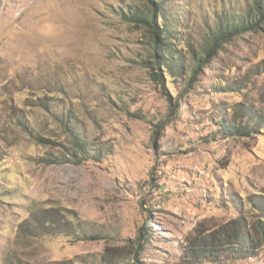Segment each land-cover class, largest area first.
I'll return each mask as SVG.
<instances>
[{
	"label": "rangeland",
	"instance_id": "374dc122",
	"mask_svg": "<svg viewBox=\"0 0 264 264\" xmlns=\"http://www.w3.org/2000/svg\"><path fill=\"white\" fill-rule=\"evenodd\" d=\"M254 1L166 0L167 40L200 50ZM146 2L0 0V264H180L197 224L264 214V21L162 86L123 16ZM240 105L254 131L212 136Z\"/></svg>",
	"mask_w": 264,
	"mask_h": 264
},
{
	"label": "trees",
	"instance_id": "16d2710c",
	"mask_svg": "<svg viewBox=\"0 0 264 264\" xmlns=\"http://www.w3.org/2000/svg\"><path fill=\"white\" fill-rule=\"evenodd\" d=\"M165 1L147 0L140 8L127 6V11L123 14L126 20L147 29L151 54L145 59V65L150 71L151 78L162 86L166 83V75L171 78H184L187 77V71H190L189 78L194 77L197 69L207 63L215 49H221L222 44L234 35L255 29L264 21V0H255L251 9L246 10L244 16L237 20L228 10L223 16L218 17L215 27L209 29L207 41L200 50L188 43L185 45L188 51L184 52L181 42L177 47L167 40L168 36L171 37V31L168 28L167 16L161 12ZM182 56L190 57L191 66L184 65ZM56 98L59 99L58 96ZM250 109L246 105L238 107V111L232 114L234 122L224 125L220 121L217 123V130L211 132V135L222 132L224 136H249L254 128L249 127L241 119L247 117V121L252 120V125L260 122L258 116ZM74 143L76 153L82 151L81 144L76 140ZM76 153L72 155L76 156ZM249 204L257 215L252 222H248L244 217H237L215 227L197 224L181 241L180 264H223L226 259L232 260L234 256L245 258L257 255L259 249L264 247V214H258L261 212L260 208L252 202ZM140 238L142 234L138 231L137 239ZM222 257L225 260L222 261Z\"/></svg>",
	"mask_w": 264,
	"mask_h": 264
},
{
	"label": "crops",
	"instance_id": "0c3cea01",
	"mask_svg": "<svg viewBox=\"0 0 264 264\" xmlns=\"http://www.w3.org/2000/svg\"><path fill=\"white\" fill-rule=\"evenodd\" d=\"M231 264H264V257L259 258V256H258V257H254L252 259L249 256L245 257V258H235L232 260Z\"/></svg>",
	"mask_w": 264,
	"mask_h": 264
}]
</instances>
